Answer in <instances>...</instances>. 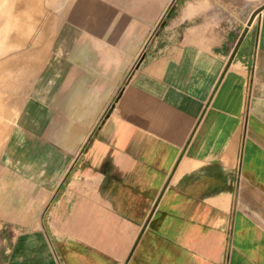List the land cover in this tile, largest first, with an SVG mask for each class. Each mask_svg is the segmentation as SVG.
Wrapping results in <instances>:
<instances>
[{"label": "crops", "instance_id": "obj_1", "mask_svg": "<svg viewBox=\"0 0 264 264\" xmlns=\"http://www.w3.org/2000/svg\"><path fill=\"white\" fill-rule=\"evenodd\" d=\"M210 4L0 0V264H264V8Z\"/></svg>", "mask_w": 264, "mask_h": 264}, {"label": "rangeland", "instance_id": "obj_2", "mask_svg": "<svg viewBox=\"0 0 264 264\" xmlns=\"http://www.w3.org/2000/svg\"><path fill=\"white\" fill-rule=\"evenodd\" d=\"M212 4L208 7L206 6V13L203 16H206V22L213 24H218L227 28L235 20L236 22L240 21L242 26L247 25L251 16H256L264 8V0H208ZM219 23V24H220ZM9 38H0V59L5 52L6 47H9L10 41ZM2 71L0 70V73ZM5 93V87L0 86V93ZM2 93V94H3ZM8 95V94H7ZM2 96V95H0ZM4 105V103H3ZM1 106V103H0ZM8 112L3 110L0 114L2 125H9L10 118L5 117L3 114ZM9 230L3 229L0 230V248H4L8 244ZM6 239V241H4Z\"/></svg>", "mask_w": 264, "mask_h": 264}, {"label": "water", "instance_id": "obj_3", "mask_svg": "<svg viewBox=\"0 0 264 264\" xmlns=\"http://www.w3.org/2000/svg\"><path fill=\"white\" fill-rule=\"evenodd\" d=\"M252 18H253V16H252Z\"/></svg>", "mask_w": 264, "mask_h": 264}]
</instances>
